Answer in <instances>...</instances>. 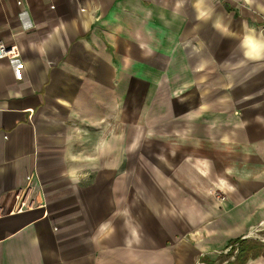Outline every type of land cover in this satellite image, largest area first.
I'll use <instances>...</instances> for the list:
<instances>
[{
    "label": "crops",
    "instance_id": "crops-1",
    "mask_svg": "<svg viewBox=\"0 0 264 264\" xmlns=\"http://www.w3.org/2000/svg\"><path fill=\"white\" fill-rule=\"evenodd\" d=\"M249 36L264 39V0H0L19 53L0 59V264H181L178 245L136 241L151 218L192 233L201 259L249 242L264 227V54ZM127 73L168 82L173 158L189 155L140 215L116 208L110 175ZM214 188L225 201L210 206ZM259 238L244 264H264Z\"/></svg>",
    "mask_w": 264,
    "mask_h": 264
},
{
    "label": "rangeland",
    "instance_id": "rangeland-1",
    "mask_svg": "<svg viewBox=\"0 0 264 264\" xmlns=\"http://www.w3.org/2000/svg\"><path fill=\"white\" fill-rule=\"evenodd\" d=\"M156 54L149 57V60L155 65L168 64L166 57H159ZM129 70L137 71V68L132 66ZM140 74L127 73V102L120 105L121 111L117 107L116 134L120 138L116 139V154L113 157L110 156V162L114 163L116 167L115 171L110 174L115 177L116 208L118 210H137V215L141 213L140 205L144 206L143 202H140V196L155 194L160 199L165 194L170 193L171 184L173 183L172 165L178 163L181 167L183 163H187L189 156L187 153H181L178 160L173 158L171 144L172 106L168 82H165L163 84L164 88H162V84H159V81H161L159 80L160 75L149 74L148 76L153 78L150 79ZM123 144H125L124 147ZM161 177L168 182V185L162 186L160 184L164 182ZM211 193L213 201L207 203L210 206L225 201V195L221 194L218 188H214ZM131 216H133L132 213ZM118 221L122 222L119 223V226L124 227V221L127 222V219L119 218ZM148 222L149 227H153L155 233H151L152 230L149 228V233L138 234L137 237L139 238L136 241H141L142 244L145 242L148 246L162 243L164 257H171L175 253L173 246L178 245L181 249V264H187L192 258L194 264L239 263L237 260L239 246L236 244L228 250L211 251L205 258L201 259L202 251L197 252L198 250H195V255H193V252L188 251L187 244H190L188 240L193 237L192 233L170 232L159 234L155 219H148ZM256 233L261 238L264 237V227L258 232L255 231L249 234L252 236L249 239L250 241L263 242ZM140 236H142V239ZM124 238H127V234L120 229L117 239ZM201 243L204 246V241H201Z\"/></svg>",
    "mask_w": 264,
    "mask_h": 264
},
{
    "label": "trees",
    "instance_id": "trees-1",
    "mask_svg": "<svg viewBox=\"0 0 264 264\" xmlns=\"http://www.w3.org/2000/svg\"><path fill=\"white\" fill-rule=\"evenodd\" d=\"M259 247L260 245L253 241L244 242L243 245H240L239 251H238L239 253L237 257V260L239 261L238 264H244V261L248 258L250 252L254 249H258ZM229 264H232V263H229Z\"/></svg>",
    "mask_w": 264,
    "mask_h": 264
},
{
    "label": "clouds",
    "instance_id": "clouds-1",
    "mask_svg": "<svg viewBox=\"0 0 264 264\" xmlns=\"http://www.w3.org/2000/svg\"><path fill=\"white\" fill-rule=\"evenodd\" d=\"M205 13H200V17L203 18ZM244 46L251 47L258 53L264 54V39H256L254 37H245ZM247 54V53H246ZM256 58H260L257 56Z\"/></svg>",
    "mask_w": 264,
    "mask_h": 264
},
{
    "label": "built area",
    "instance_id": "built-area-1",
    "mask_svg": "<svg viewBox=\"0 0 264 264\" xmlns=\"http://www.w3.org/2000/svg\"><path fill=\"white\" fill-rule=\"evenodd\" d=\"M18 54L16 46L7 45L3 40H0V59L16 57Z\"/></svg>",
    "mask_w": 264,
    "mask_h": 264
}]
</instances>
